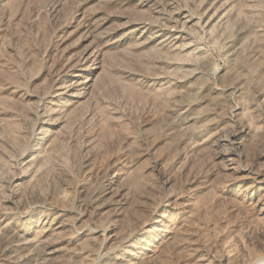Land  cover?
Listing matches in <instances>:
<instances>
[{"label":"rangeland","instance_id":"1","mask_svg":"<svg viewBox=\"0 0 264 264\" xmlns=\"http://www.w3.org/2000/svg\"><path fill=\"white\" fill-rule=\"evenodd\" d=\"M0 264H264V0H0Z\"/></svg>","mask_w":264,"mask_h":264}]
</instances>
